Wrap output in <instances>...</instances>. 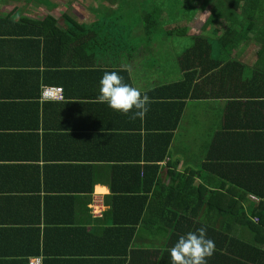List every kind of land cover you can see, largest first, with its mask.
Listing matches in <instances>:
<instances>
[{
	"label": "trees",
	"instance_id": "1",
	"mask_svg": "<svg viewBox=\"0 0 264 264\" xmlns=\"http://www.w3.org/2000/svg\"><path fill=\"white\" fill-rule=\"evenodd\" d=\"M64 1L61 4L53 0H26L52 12L39 13L36 19L21 16L15 21L9 16H0V51L6 50V45L19 51L18 54L15 51L10 55L0 54V59L4 56L11 59L10 63L0 62V66L12 67L11 70L0 68V241L13 244L15 249L19 246L21 251L17 256L26 259L42 257L43 264H171L168 250L180 236L196 230H153L152 237L166 235L164 243L157 248L154 239L148 241L152 247L139 244L141 230L135 229L145 223V212L157 205L158 198L186 199V195L194 194L196 204L203 208L206 202L210 204L211 198L218 195H235L244 202L253 197L258 201L253 215L259 224L264 221V155L244 158L243 154L239 155L243 151L241 149H247L259 137L262 140L264 135L239 133L243 128L235 117L238 98H263L260 91L253 92L251 70L233 57L241 43L249 45L251 35L264 48V0H190L198 3L197 8L189 12L192 16L208 9L203 27L215 26L211 35L217 44L216 53L208 36H191L192 46L178 56L177 64L172 68H178V76L168 72L165 80L157 79V84L142 91L150 98L148 112L143 119H132L131 114L114 111L97 100L99 81L106 71L118 72L125 83L133 86L130 72L119 64V56L125 50L132 55L140 47L135 37L141 31L138 27L140 20L129 26L120 14L124 7H131L129 1L132 0H102L101 7L87 8L90 21H79L66 11H59L60 5L70 8V3ZM164 10L153 11L152 15L149 14V21L148 14L142 16V20H147L144 32L148 38H154L158 18L165 13ZM169 17L175 18L170 12ZM190 19L187 17L185 22ZM186 31L187 27L180 29L178 25L173 32L166 34L178 32L186 35ZM28 44L29 55L26 52ZM142 44L148 46L149 42L142 41ZM13 48L8 47V50ZM163 61L165 63L166 60ZM141 64L149 65L145 58ZM155 64L151 69L156 67ZM156 76L159 78L158 74ZM153 77L151 75L148 81ZM237 82L243 86L237 88ZM246 83L248 86H244ZM43 86L62 88L65 102H41ZM221 99H229L224 123L219 127L218 118L214 115L216 137L214 141H208L206 158L200 167L197 166L196 171L189 175L175 172L174 164L169 161L160 168V163L170 158L174 132L180 125L187 103ZM85 100L90 102H81ZM68 103L90 107L89 114L103 125L95 127L96 134L90 137V141L83 139L82 143L84 146H97L98 152L96 155L72 156L69 158L71 162L51 164L38 132L43 133L46 126L49 127L46 114L50 110H56L57 115L67 114L70 111L66 107ZM67 115L74 118L75 111ZM110 122L115 124L110 125ZM119 124H129L130 128L118 127ZM49 128L60 127L51 125ZM70 136H62L59 142L70 140ZM236 151L239 159H230L229 155ZM18 163L34 166L29 171ZM39 163L43 166L39 167ZM221 163L232 172V177L226 176L234 184L229 188L206 182L208 175L217 174L216 166ZM97 164L109 165L112 169L110 201L107 202L109 210L103 215V220L110 218L111 227L101 230L98 235L92 230H68L67 227L73 226L66 225H72L69 222L73 223V220L65 218L64 213L73 210L78 200L72 195H91L95 181L91 180L89 186L82 188H51L45 181L49 166L54 165L56 177L65 179L75 178L79 174L77 169L92 170ZM21 168L29 173L25 175ZM161 169H166L165 175L169 179L166 186L161 182ZM86 174L80 172L78 179L86 180L89 175ZM197 174L200 183L193 186ZM26 179H34V188L23 184ZM49 190L55 194L48 196ZM207 194L210 196L206 201ZM49 202H52L54 211L64 217L49 219L46 214ZM89 202L90 198L84 204ZM161 205H166L168 210L170 201L161 202ZM240 217L245 223L253 224L243 214ZM40 225L43 230H40ZM198 225L202 227L200 223ZM248 231L259 233L261 241L264 240V230ZM239 234H243L241 230H207V237L215 242L211 261L264 264V248L246 242ZM219 245L224 248H218Z\"/></svg>",
	"mask_w": 264,
	"mask_h": 264
},
{
	"label": "crops",
	"instance_id": "2",
	"mask_svg": "<svg viewBox=\"0 0 264 264\" xmlns=\"http://www.w3.org/2000/svg\"><path fill=\"white\" fill-rule=\"evenodd\" d=\"M0 3V16H9L15 21L18 20L21 16L25 18L30 19H36L39 18V13H33L31 10L25 6L19 7V5L14 4L10 9H6L3 6L5 0H1ZM98 5L96 8L101 7L102 0H99ZM103 5H106L104 3ZM3 6V7H2ZM59 11L68 10L63 5H60ZM194 7L197 8V5ZM40 8V7H39ZM92 8V7H91ZM88 5V10L91 9ZM32 9V8H31ZM44 10H48L43 8ZM33 10H35L33 8ZM58 11V9H57ZM15 12H17L15 14ZM209 14L208 9L205 11ZM43 13V12H42ZM47 13H52L50 10L47 11ZM203 14L202 12H196L190 20L186 21V24L190 25V22L196 17V14ZM35 15V17L32 16ZM38 14V16H37ZM165 17V13L162 15ZM208 17V16H207ZM207 19V18H206ZM205 19V21H206ZM145 23V19L143 20ZM204 21V23H205ZM141 26H139V29H142V20L140 19ZM174 25H170L168 32H173L175 28L178 26V19L173 23ZM204 26V24H203ZM188 29V27H187ZM203 29V27L201 28ZM135 36V34H134ZM194 36V35H190ZM138 43H140V47L138 48V52L135 51L131 55V53L127 50H125L124 54H121L119 56V64L122 67H126L128 71L130 72L133 86L137 87L141 90H146L149 88V85H155L158 83L157 79H163L165 80V77L167 76V73H176L178 76V68L171 67V64L174 66V64H177L178 54H176V50L174 49L173 43L170 40V36H163L158 41H161L162 45H148L144 46L142 44V41L145 43L148 42L151 44L155 40L154 38H148L147 36L142 35H136L135 36ZM146 37V38H145ZM251 42L249 45H244V43H241L242 45L238 47L236 51L233 53V57L238 59L239 62L244 63L247 65L248 70L252 72L253 74V85L252 89L253 92L255 90L260 91L261 97L263 99L259 98H250V99H241L238 98L236 100L237 105L235 106L237 108L235 117L237 123L242 126L243 129L239 130V133H244L248 136L251 134H263L264 135V48L262 45L258 42L254 41V36L251 35ZM263 40V39H262ZM1 42V41H0ZM263 42V41H262ZM261 42V43H262ZM2 43V42H1ZM7 43V42H6ZM1 45V44H0ZM3 45V44H2ZM6 45V44H4ZM6 50L0 51V54L4 52L6 55H10L15 51L16 54L19 53V51L15 50L13 46L6 45ZM2 46H0V49ZM8 47H12L13 50L9 51ZM29 44L27 46L26 52L29 55ZM147 49V50H146ZM161 50V56L163 60H166L164 65L169 67L168 69H165V71H161L159 73L158 71H154V73H150L151 75L155 76L153 77V80H151V83L146 84L148 81V72L145 74H142V67L144 64H141V61L144 57H146V53L148 51H151L150 55H154L156 50ZM10 57H5L0 59V62L3 64L10 63ZM5 65V67L0 66L3 70H11L12 67ZM165 68V67H164ZM1 69V70H2ZM135 73H137L136 76ZM139 73H141L139 75ZM164 73V74H163ZM158 74L159 78L156 76ZM257 76H260L258 78ZM162 80V81H163ZM237 88L242 87L243 83L236 84ZM248 84L246 83V85ZM54 87V86H53ZM240 94V93H239ZM238 94H236L237 96ZM229 100V99H228ZM228 100L221 99L219 101H204V102H197V101H190L188 102L187 106L193 105V110L191 112L192 117L195 121H198L200 114L207 113V112H213L214 115H216V118H218L219 127L223 126L224 123V117L226 114V109L228 105ZM41 101V99H40ZM41 102H52V101H41ZM65 102V98L63 101ZM60 102V103H61ZM72 102H78V101H72ZM84 102H90V100L81 101ZM58 103V102H55ZM66 104V103H65ZM68 107L67 109H70V111H75V117L68 116L67 114L63 115H57L56 110H50L46 114L47 121H50L49 127L51 125H55V127L60 128H49L42 133L41 131L38 132L39 139L41 145H45L46 153L49 155L51 159V164H54L56 162H71L70 157L72 156H82V155H96L98 152L97 146L94 145H87L84 146L83 139H88L90 141V137H93L94 129L95 127L103 126L99 123H97L96 118L89 114V111H91V108H82V106H73V104L68 103L66 105ZM66 112L68 110H65ZM185 112V110H184ZM184 115V113H183ZM195 115V116H194ZM87 117V118H85ZM110 125H113L115 123L110 122ZM222 124V125H221ZM129 124H119L118 127H129ZM180 126V125H179ZM74 128V129H72ZM130 128V127H129ZM59 132V133H56ZM216 128L211 131L208 135V141L212 142L214 141L216 135ZM72 135L70 136V140H64L62 142H59V140L62 136ZM142 134V132H141ZM183 134V133H182ZM185 137V134H183ZM254 137V135H252ZM178 137H180L179 127L174 132L173 141L170 146V158L167 159L164 163H160V168L165 167V163L167 161L172 162L174 164V170L177 173H186L189 175V173L196 171L197 166L200 167V165L205 161L206 158V150L207 147L204 148V151L202 152L197 151V141L196 138H191V142H188L187 139L185 141H179ZM186 138V137H185ZM79 139V140H77ZM264 139V137H263ZM263 139L259 137L258 139L253 140V142L248 146V148L241 149L243 150L239 155L243 154V158L248 157H254L258 155H264V141ZM261 140V141H260ZM209 142V143H210ZM200 149V148H199ZM223 149L221 148V159H223L222 155ZM228 153V149L226 150ZM238 151L232 153L229 155L230 159H239L238 158ZM52 156V157H51ZM218 156V155H217ZM62 158V159H57ZM264 158V157H263ZM19 165L25 166L29 171H31V167L34 165H24V163H18ZM62 164V163H60ZM39 167L43 166V163L38 164ZM62 166V165H61ZM67 166V165H66ZM72 166V165H70ZM54 165L49 166V170L45 176V181L48 187H84L89 186L90 181L94 180V186H93V192L91 195L87 194H80V195H72L78 198L76 202V207L73 210H67L64 213L65 218H67L69 221L73 220V223L69 222V224L72 225H66V226H73L67 227L68 230H87V231H94L96 235L100 234L101 230H108L109 227H111L110 218H107L106 220H103V215L109 210V202L108 199L110 195V189H109V183H110V176L112 173V169L109 165H95L93 166L92 170H89L88 168H80L77 169L79 174H76L74 176L75 178L68 177L65 179H61L63 176L56 177V171L53 168ZM24 169L25 175L29 173V171L25 168H21L20 171ZM166 170V169H165ZM165 170L162 171V169L159 171V175L161 178V182L164 184V186L168 185L169 179L165 175ZM216 170L218 171L217 174L212 176V174L208 175V178L206 179V182L210 183L214 186H225L227 188L231 187L233 182L226 178L232 177V172L230 170H227L225 166L222 165V163L219 165V167L216 166ZM62 171V170H58ZM72 171V170H71ZM74 171V170H73ZM80 172H86L89 174L87 176L86 180H79L78 175H80ZM86 174V175H87ZM29 178V177H28ZM32 178V176H31ZM199 174L196 175V177L193 180V186H195L197 183H200L199 180ZM36 179V177L34 178ZM32 180L26 179V186H31L34 188L35 182ZM30 181V182H29ZM251 184H254L251 183ZM58 193V192H57ZM43 193H41V197ZM48 196H52V194H55L54 191L49 190ZM67 194V193H65ZM70 194H78V193H70ZM187 198H158L157 205L152 206L149 211L145 212L144 220L145 223H141L138 227H136L135 230H141L139 233L138 240L140 241L139 244L146 245V247H152L153 244L149 243L148 241L151 239H154L156 241L155 247L157 248L159 244L164 243V239L166 240V235L163 233L160 235H157L152 237L154 234L153 230H197L201 228L198 223L202 225V227L206 228L207 230H241L243 234H239L241 238H243L246 242L254 243L256 246H259L261 248H264V240L261 241V235L256 234L254 232H250L248 230H264V221H262L260 224L258 222V218L256 215H253V208L254 205L258 204V201L255 200L253 197H248L247 200L244 202L242 199L238 200V198L235 195H218L213 198H211V203L206 204L203 206V208L196 204V196L194 194H188L186 195ZM210 194H207L204 198V200H208ZM90 198V202L88 204H84V201ZM170 201V205L168 210L166 209V205L162 206L161 202L163 204L168 203ZM52 202H49L47 207V217L49 219L52 218H62L64 216L57 214L54 211V207L51 206ZM87 203V202H86ZM86 206V207H85ZM174 210V211H171ZM240 214H243L248 218L253 224H247L245 221L240 217ZM257 220V221H255ZM106 221V222H105ZM65 226V225H62ZM76 226V227H75ZM40 230H43V226H39ZM110 230H117V229H110ZM118 230H125V229H118ZM238 235V236H239ZM2 242V243H1ZM224 248L222 245H219L218 248ZM84 250H86L85 246H82ZM21 251V248L18 246L17 249H15L13 244L4 243V241H0V264H25L32 258L36 257H29L28 259L17 256L16 254ZM41 259L42 263V257H38ZM217 259V258H216ZM216 261V263H215ZM225 264V260H222ZM221 260H213L209 258L207 260V264H220Z\"/></svg>",
	"mask_w": 264,
	"mask_h": 264
},
{
	"label": "rangeland",
	"instance_id": "3",
	"mask_svg": "<svg viewBox=\"0 0 264 264\" xmlns=\"http://www.w3.org/2000/svg\"><path fill=\"white\" fill-rule=\"evenodd\" d=\"M2 1L0 0V3ZM54 3H63L65 2L64 0H53ZM66 2L70 3V8L65 6L68 10H63L69 13L74 19L76 18L77 20H86L90 21V17L87 14V8L88 5L90 8H96L98 5L99 0H66ZM131 4V7H124L120 14L124 17L123 21H127L130 24L129 26H132L135 24L136 21L139 22V20L142 18V16L147 15L148 21L150 20L149 14L152 15L153 11H157L158 9L161 11L163 9L165 12V17L162 15L159 16L158 18V25L155 27V34L154 36V42L149 43L151 45H157L161 46L162 43L160 40L163 38V36H167V32L169 30L170 25H174L173 23L178 19V25H180V29L184 27H188L186 31V35H181L178 32H175L173 34H170L169 36L171 37L170 40L173 43L174 49L176 50V54L181 55L183 52H185L187 49H189L192 46V39L190 35L194 36H208L211 40L214 38L211 35L212 30L214 29L215 26H210V27H203L204 21L208 16L207 12H204L203 14L200 15L196 14V17L190 22V25L188 23L186 24L185 20L187 17L191 18V13H189L191 10L194 11L195 5L198 4L197 1H184V0H132L129 1ZM14 4L21 6H25L31 10L33 13H42V12H47L48 10H44L43 7L34 4V3H27L26 0H5L4 5L6 6L4 8L10 9ZM185 4V5H184ZM2 6V7H3ZM40 7V8H39ZM61 7V6H60ZM32 8V9H31ZM33 8L35 10H33ZM191 11V12H192ZM169 12L174 14V19H171L169 17ZM17 12H15L16 14ZM194 15V14H193ZM33 17L35 15L32 14ZM38 16V14H37ZM142 20V19H141ZM146 20V19H145ZM154 22V21H153ZM147 23V20H146ZM141 24V23H140ZM144 21L142 20V26L143 30L139 32V35H144L148 36L144 32ZM186 25V26H185ZM141 25H138V27ZM203 27V29H201ZM127 28V27H126ZM125 28V29H126ZM205 28V29H204ZM217 28V27H216ZM165 32V34H164ZM132 36V34H131ZM217 38V37H215ZM211 42L214 43V49L215 53L217 50V44L216 41L212 40ZM148 44V45H149ZM151 51H148L146 53V57H144L146 60H148L149 65H145L142 67L141 71L142 74L149 73L148 78L151 77L150 73H154V71H158L161 73V71H165V69H168L166 65H164V61L161 56V50H156L154 53V59L152 57ZM158 58L159 61H155V59ZM156 63V64H155ZM155 64L156 67L151 69V65ZM165 67V68H164ZM171 67L173 65L171 64ZM141 73H139L140 75ZM162 74V73H161ZM164 74V73H163ZM137 73H135L134 76H136ZM150 84L151 80L147 81L146 84ZM193 105H190L185 108L184 115L181 119L180 126H179V132H180V137H178L179 141H185L187 139L188 142H191V138H196L199 141H197V151L202 152L204 151V148L208 146V135L209 133L213 130L214 128V113L212 112H207L206 114L201 113L198 121H195L192 117V114L195 113L193 112ZM195 116V115H194ZM185 134V137L183 134ZM200 148V149H199Z\"/></svg>",
	"mask_w": 264,
	"mask_h": 264
},
{
	"label": "clouds",
	"instance_id": "4",
	"mask_svg": "<svg viewBox=\"0 0 264 264\" xmlns=\"http://www.w3.org/2000/svg\"><path fill=\"white\" fill-rule=\"evenodd\" d=\"M97 100L114 111L131 114L132 119H143L150 103L146 93L125 83L116 71H106L102 75ZM168 252L171 264H207L215 252V242L207 237V229L201 227L180 236Z\"/></svg>",
	"mask_w": 264,
	"mask_h": 264
},
{
	"label": "built area",
	"instance_id": "5",
	"mask_svg": "<svg viewBox=\"0 0 264 264\" xmlns=\"http://www.w3.org/2000/svg\"><path fill=\"white\" fill-rule=\"evenodd\" d=\"M40 99L41 101L61 102L64 100L63 90L60 87L43 86L41 88ZM28 264H41V259L38 257L32 258Z\"/></svg>",
	"mask_w": 264,
	"mask_h": 264
}]
</instances>
